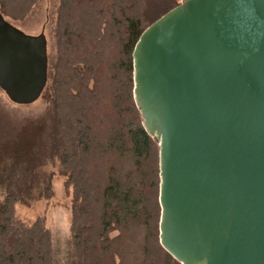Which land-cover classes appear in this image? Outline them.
Wrapping results in <instances>:
<instances>
[{
    "label": "water",
    "instance_id": "water-1",
    "mask_svg": "<svg viewBox=\"0 0 264 264\" xmlns=\"http://www.w3.org/2000/svg\"><path fill=\"white\" fill-rule=\"evenodd\" d=\"M133 57L160 143L162 246L181 264H264V0H184ZM48 77L46 35L0 10V87L27 105Z\"/></svg>",
    "mask_w": 264,
    "mask_h": 264
},
{
    "label": "trees",
    "instance_id": "trees-1",
    "mask_svg": "<svg viewBox=\"0 0 264 264\" xmlns=\"http://www.w3.org/2000/svg\"><path fill=\"white\" fill-rule=\"evenodd\" d=\"M38 0H0L23 19ZM184 0H60L44 114L0 137V264H58L47 215L18 217L55 196L72 200L67 264H181L161 244L160 143L135 97L140 36Z\"/></svg>",
    "mask_w": 264,
    "mask_h": 264
},
{
    "label": "rangeland",
    "instance_id": "rangeland-1",
    "mask_svg": "<svg viewBox=\"0 0 264 264\" xmlns=\"http://www.w3.org/2000/svg\"><path fill=\"white\" fill-rule=\"evenodd\" d=\"M181 1V0H180ZM60 0H38L32 11L23 19L6 17L11 23L23 31L40 35L44 33L48 42L49 73L57 58L56 40L54 37ZM48 100L44 93L36 102L19 105L12 102L0 87V137L15 139L17 132L27 123L40 118ZM54 177L55 196L49 200H41L31 207L18 204L16 213L26 222H32L40 214L47 215V224L52 231L56 260L58 264H67L71 240L72 200L66 192L64 177L58 169Z\"/></svg>",
    "mask_w": 264,
    "mask_h": 264
}]
</instances>
